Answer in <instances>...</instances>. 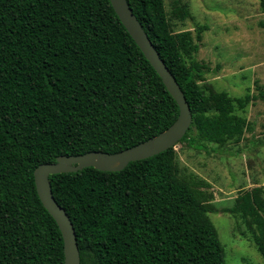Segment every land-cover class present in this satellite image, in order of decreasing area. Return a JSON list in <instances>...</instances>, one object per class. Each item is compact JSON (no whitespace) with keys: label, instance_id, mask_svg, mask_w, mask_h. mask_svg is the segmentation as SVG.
<instances>
[{"label":"trees","instance_id":"1","mask_svg":"<svg viewBox=\"0 0 264 264\" xmlns=\"http://www.w3.org/2000/svg\"><path fill=\"white\" fill-rule=\"evenodd\" d=\"M127 2L189 104L178 143L208 152L204 141L213 150L241 141L251 126L236 109L254 95L234 102L202 82L194 55L183 62L176 34L186 41L190 32L175 33L164 0ZM206 28L195 27L192 54ZM178 111L110 0H0V264H64L61 231L37 194L38 164L123 150L166 129ZM49 180L80 264H228L208 216L210 183L182 170L174 146L118 171L88 166ZM235 206L264 253V185L240 192Z\"/></svg>","mask_w":264,"mask_h":264},{"label":"rangeland","instance_id":"2","mask_svg":"<svg viewBox=\"0 0 264 264\" xmlns=\"http://www.w3.org/2000/svg\"><path fill=\"white\" fill-rule=\"evenodd\" d=\"M178 1L164 3L175 33L190 32L186 41L183 34H176L178 43L184 41V47L177 49L183 62L189 63L194 55L203 63L202 82L227 91L234 102L247 93L254 95L244 99L243 110L236 109L251 126L241 141L215 150L204 141L208 152L177 143L178 161L183 171L210 183L213 199L208 216L218 231L226 262L264 264L251 220L235 206L240 192L264 185V97L258 95L259 89L264 90V0ZM185 3L191 13L181 9ZM201 24L207 28L192 54L195 27Z\"/></svg>","mask_w":264,"mask_h":264},{"label":"water","instance_id":"3","mask_svg":"<svg viewBox=\"0 0 264 264\" xmlns=\"http://www.w3.org/2000/svg\"><path fill=\"white\" fill-rule=\"evenodd\" d=\"M110 2L129 34L176 100L179 111L176 119L166 129L123 150L114 153L92 150L77 155H58L54 161L38 164L34 168L33 177L37 194L43 206L55 219L62 234L64 264H80L79 249L73 224L65 209L55 200L49 176L61 172L77 171L88 166L105 171L121 170L130 161L147 158L175 146L192 121V113L183 91L132 12L127 0H110Z\"/></svg>","mask_w":264,"mask_h":264}]
</instances>
